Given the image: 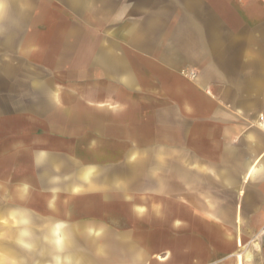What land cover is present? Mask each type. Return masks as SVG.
<instances>
[{
	"label": "crops",
	"instance_id": "obj_1",
	"mask_svg": "<svg viewBox=\"0 0 264 264\" xmlns=\"http://www.w3.org/2000/svg\"><path fill=\"white\" fill-rule=\"evenodd\" d=\"M264 0H0V264H264Z\"/></svg>",
	"mask_w": 264,
	"mask_h": 264
},
{
	"label": "built area",
	"instance_id": "obj_2",
	"mask_svg": "<svg viewBox=\"0 0 264 264\" xmlns=\"http://www.w3.org/2000/svg\"><path fill=\"white\" fill-rule=\"evenodd\" d=\"M261 234H263V235H264V227H263V229H262V231H261Z\"/></svg>",
	"mask_w": 264,
	"mask_h": 264
}]
</instances>
